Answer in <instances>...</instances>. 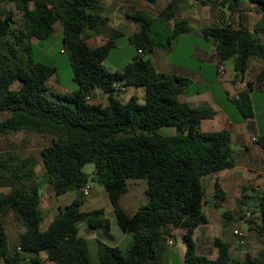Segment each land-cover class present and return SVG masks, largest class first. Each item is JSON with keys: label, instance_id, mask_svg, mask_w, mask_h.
Segmentation results:
<instances>
[{"label": "trees", "instance_id": "obj_1", "mask_svg": "<svg viewBox=\"0 0 264 264\" xmlns=\"http://www.w3.org/2000/svg\"><path fill=\"white\" fill-rule=\"evenodd\" d=\"M217 2L229 11L239 4V0ZM257 4L264 20V0H257ZM100 5V0H0V113L5 114L0 117V134L24 129L49 136V143L40 150L46 181L56 196L74 191L41 227V187L30 181L35 159L0 152V185L10 186L0 192V264L38 263L39 252L54 264H93L87 238L78 232V223L108 229V220L101 206L81 208V189L88 177L81 167L89 161L93 163L92 178L106 192L115 224L130 234L124 249L95 238L97 264H164L166 227L183 228L182 264H264V188L251 194H243L242 188L240 191L241 203L248 196L255 199L257 214L246 209L244 219L263 238L256 255L232 258L228 244L217 236L212 240L214 257L196 250L193 228L206 221L201 179L230 167L233 156L227 129L199 128L200 120L211 117L214 110L178 98L187 78L157 71L149 56L143 57L154 47L168 49L177 34L188 30L186 19L175 11L176 1L167 0L155 15L142 9L126 13L138 23V29L127 34L135 53L113 71L101 64L114 45L113 36L90 45L82 34L84 28L96 32L106 23L107 16L96 9ZM55 21L60 23L62 51L68 54L71 77L76 82L70 92H47V80L55 67L32 55V38L48 36ZM254 32L230 21L202 29L204 35L215 39L216 56L231 58L238 74L244 71L249 56L264 59V42ZM255 78L264 81V65ZM126 85L142 86L143 101L135 94L120 101L118 88ZM91 87L106 93L104 104L87 100ZM236 108L241 117L251 115L247 95L236 100ZM165 126L172 127L173 132L158 131ZM128 177L144 178L147 196L131 213L119 203L127 190ZM212 186L214 207H218L225 194L217 181ZM4 207H9L22 224L11 250L2 221ZM221 214L228 216L226 210Z\"/></svg>", "mask_w": 264, "mask_h": 264}, {"label": "crops", "instance_id": "obj_2", "mask_svg": "<svg viewBox=\"0 0 264 264\" xmlns=\"http://www.w3.org/2000/svg\"><path fill=\"white\" fill-rule=\"evenodd\" d=\"M207 2L200 7H195L187 14H177L186 19L188 30L177 34L171 40L168 49L160 46L154 47L149 54V61L157 71L187 78L186 86L178 94L179 99L192 106H205L214 110L211 117L200 120L199 128L201 130L225 128L230 133L228 146L231 149L233 163L230 167L216 170L202 177L201 181L204 186L202 211L206 221L193 228L192 238L197 252L214 257L216 248L212 240L214 236H217L228 244L230 256L240 259L245 254L256 255L263 246V238L251 226H248L245 231L243 230V243H237L232 229L239 227H230L220 217H222V210H226L227 217L230 218L232 217L231 211L237 209L240 211L236 216L244 219L245 211L240 209L241 188L244 190L243 194H251L252 190L264 188V143L254 142L250 139L253 134H264V111L256 110L257 104L264 107V81H258L255 78L256 72L264 65V59L260 56H249L241 74L236 73L233 67L234 72H232L225 64V59H219L216 56L215 39L210 35H204L202 29L218 22L230 21L231 25L239 24L250 31L254 29L258 40L264 42V20H261L262 13L257 0H239L238 8L234 11L228 10V12L218 4L217 0H207ZM99 13L102 14V11ZM126 13L127 11L123 12L122 21L117 22V26L110 25L113 29L112 32H104L103 24L97 27L96 32L87 29L86 35L89 34L90 38H98L102 35L106 37L123 34V31L127 34L132 33L138 29V23ZM192 35L195 36L192 38ZM83 36L87 41L85 33ZM218 64L223 66V73L218 72ZM230 64L232 65V61ZM48 81L50 80H47V83ZM126 89H129L127 97L130 94H135L138 100L143 97L142 86L126 85L123 90ZM56 90L70 92L72 88L63 87ZM245 95L250 100L252 113L244 118L236 108V100ZM86 98L87 100L92 99L94 103L104 104L106 93L97 87H91L88 89ZM257 99L261 100V103H257L255 101ZM214 180L218 182L225 194V197L219 201L218 207H214L212 186ZM205 186L207 187L206 191ZM72 196L73 194L63 200L62 204L58 203V208L62 207ZM215 219H219L220 224L215 225L213 223ZM214 229H218V233L215 234ZM167 231V238L173 239L172 246L175 244L176 235L181 237L183 228L171 227ZM180 243L179 246H176L175 251L173 246L166 248L163 257L165 255L173 256L177 253V256L182 259L184 244L183 241Z\"/></svg>", "mask_w": 264, "mask_h": 264}, {"label": "rangeland", "instance_id": "obj_3", "mask_svg": "<svg viewBox=\"0 0 264 264\" xmlns=\"http://www.w3.org/2000/svg\"><path fill=\"white\" fill-rule=\"evenodd\" d=\"M176 1V13L177 14H187L189 11L194 10L195 7H200L206 3V0H175ZM167 0H101L100 7H96L98 11H102V14L107 16V22L104 23L102 30L104 32H112L111 26H117L116 23L121 22L123 12H131L135 9H142L150 14H157L159 10L164 6ZM7 7H11L10 4H6ZM224 10L228 12L226 5L223 6ZM103 8V9H100ZM15 16L18 17L19 14L15 10ZM87 28L82 30V34L85 33L87 41L90 45H94L104 39L105 36H99L98 38L86 35ZM114 40V45L109 48L107 54L103 59H101V64L109 71L120 69L121 66L129 61L135 53V48L132 44L127 42V33L123 31V34L112 35ZM195 35H192V38ZM101 37V38H100ZM32 55L33 57L46 63L48 65H53L55 67V73L51 75L48 79L47 92L51 89L52 91H57V88L63 87H76V82L71 77L70 63L66 50H61L63 48V43L61 39V27L58 21L53 23V29L51 33L41 39L32 38ZM231 58H225V64L229 66V70L234 72L232 69ZM132 86V85H131ZM129 93V89L125 91L119 89L117 91V98L120 101H124ZM50 94V93H49ZM143 98V97H142ZM139 101H143V99ZM89 102H93L92 99H88ZM257 103H261V100H255ZM257 111H264V107L261 104H257ZM5 115L0 113V117ZM161 133L169 134L173 132V128L170 126L160 127ZM49 143V136L42 135L29 130L19 129L11 131L8 133L0 134V152L9 154L14 157L21 156H32L35 159L34 174L32 179L41 187V206L44 209V219L41 224L43 227L46 222L50 219L51 215L57 210V204H62V201L67 199L71 194H74L73 190L65 191L59 195H54L51 185L46 181L44 175L43 161L41 160L40 150L45 148ZM82 170L88 175L85 186L87 187V194H84V199L81 204V208L88 209L92 207L101 206L104 209V216L108 220V229H104L102 225L88 228L83 222L78 223L79 233L87 238L88 254L90 260L93 264L98 263L96 255L95 238L100 239L106 243L116 245L120 249H124L127 245L130 234L121 231L114 221V215L112 213L106 192L103 186L92 178L93 163L85 162L82 165ZM29 181V182H30ZM127 190L119 197V203L124 208L127 213H131L133 209H136L140 204L146 201L147 196L144 192L145 179L142 177H128L126 179ZM10 186L0 185V192L8 191ZM207 187L205 186V191ZM255 199L252 196H248V199L241 203L240 209H243L246 213L248 210H252V214L255 216L257 211L255 209ZM237 209L231 211L232 217L228 218L225 216L220 217L222 221L227 222L231 226H238L242 231L246 230L248 223L245 219L236 216L238 213ZM2 221L4 224L6 236H7V246L11 250L16 241L17 233L22 229L21 222L17 219L15 214L9 207H4L2 210ZM215 225L220 224L219 219H215L213 222ZM168 226V225H167ZM171 227H166V229ZM218 229H214V233H218ZM243 231V232H244ZM181 237L176 235L175 244H173L174 251L176 246L181 243ZM168 247H172L170 243L167 244ZM175 253V252H174ZM176 255L169 256L165 255L163 257L164 264H182L180 256ZM40 262L30 263L26 261L20 262V264H54L52 261L45 258L43 252H39ZM175 257V258H174Z\"/></svg>", "mask_w": 264, "mask_h": 264}, {"label": "built area", "instance_id": "obj_4", "mask_svg": "<svg viewBox=\"0 0 264 264\" xmlns=\"http://www.w3.org/2000/svg\"><path fill=\"white\" fill-rule=\"evenodd\" d=\"M200 1H203V0H200ZM226 22H228V21H226ZM137 51H140V49H137ZM217 70H218L219 73H223V71H224L223 66L221 64H218ZM118 89H123V88L121 86H119ZM250 139L252 141H254V142H258L260 140H264V134H253L252 136H250ZM81 190H82L83 194H87V192H88L87 191V187L85 185L82 187ZM232 233L235 235L236 242L242 244L243 241H244V232L241 229H239V228H233L232 229ZM167 242L172 244L173 243V239L172 238H168Z\"/></svg>", "mask_w": 264, "mask_h": 264}, {"label": "water", "instance_id": "obj_5", "mask_svg": "<svg viewBox=\"0 0 264 264\" xmlns=\"http://www.w3.org/2000/svg\"><path fill=\"white\" fill-rule=\"evenodd\" d=\"M149 56V54H146V55H144L143 57L145 58V57H148Z\"/></svg>", "mask_w": 264, "mask_h": 264}]
</instances>
